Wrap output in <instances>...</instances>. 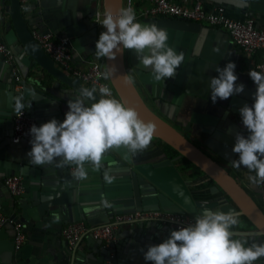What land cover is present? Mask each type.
<instances>
[{"label":"crops","instance_id":"1","mask_svg":"<svg viewBox=\"0 0 264 264\" xmlns=\"http://www.w3.org/2000/svg\"><path fill=\"white\" fill-rule=\"evenodd\" d=\"M103 0H32L22 6L24 17L31 30L53 29L57 38L68 35L71 40L72 60L76 66L86 67L95 56V45L103 27L94 26V11ZM206 5L223 4L238 19L253 17L264 29V0H203ZM8 2V1H7ZM157 17L137 22L154 23ZM10 16L0 8V39L6 41ZM159 26V25H158ZM167 30L168 45L177 53L183 52L184 63L174 78L156 82L151 67L145 68L135 52L124 49L125 63L134 84L147 105L165 120L175 125L205 153L224 167L249 192L258 198L257 184L249 181L246 168L236 169L231 161L239 159L232 151L237 133L248 135L239 109L254 103L257 86L248 75L255 69L259 57H250L218 27L203 24L197 30ZM96 57V56H95ZM104 63V58L97 59ZM228 62L236 64L237 84H244L243 93L227 100L212 102L208 87L216 68ZM18 68L25 79L23 89H18L10 67L0 55V210L18 220L26 235L22 246L15 248L13 226L0 228V263L3 264H105L109 252L103 243L83 236L70 247L62 237L63 226L75 219H83L96 226L112 219L118 212L137 208L178 210L179 206L155 185L141 177L128 163L129 154L120 147L107 152L98 171L85 164L87 177L72 176L68 187L61 188L62 170L59 158L52 164L36 166L29 162L30 139L13 143L12 114L15 98L22 97L26 109L35 117L36 126L55 118L62 122L68 109V100L80 93L68 87L36 64ZM112 97L119 100L112 90ZM90 106L91 102H87ZM31 105L27 108V105ZM178 154L171 155L177 157ZM177 158L175 163L187 181L200 214L205 208L224 212L232 211L239 223L232 228L234 239L246 240L245 231L252 229L245 215L229 195L203 172L192 175L194 169ZM72 166V165H71ZM108 172L116 179L109 184L104 180ZM24 177L23 195L14 196L4 184L9 175ZM107 201L110 206L106 207ZM166 226L153 221L125 223L118 228L113 244L112 264H152L145 261L148 246L157 245L168 238ZM73 248V249H72ZM258 261H255L257 264Z\"/></svg>","mask_w":264,"mask_h":264},{"label":"clouds","instance_id":"2","mask_svg":"<svg viewBox=\"0 0 264 264\" xmlns=\"http://www.w3.org/2000/svg\"><path fill=\"white\" fill-rule=\"evenodd\" d=\"M100 25L106 31L100 33L95 45L97 59L114 60L124 49L134 51L140 64L151 67L156 82L174 78L185 61L183 52L177 53L168 45L167 30L155 23L137 22L132 7L122 8L118 13L107 11ZM235 69L234 62L215 69L218 76L212 77L208 85L213 103L243 93L245 86L236 83ZM111 74L105 72L103 78L109 79ZM248 75L257 88L254 103L239 109L248 135L236 134L232 151L239 159L231 161V165L254 172L249 181L260 184L264 183V73L252 69ZM87 102H91L90 106ZM14 107L17 117H21L26 107L22 97L15 98ZM68 109L62 122L53 118L39 127L35 124L30 127L31 150L27 156L33 165L52 164L59 158L58 166L75 165L73 176L84 179L85 164L98 171L107 152L123 147L136 155L152 142L155 125L144 122L135 109L113 98L106 85L81 88L75 100H68ZM115 179L104 173L107 183ZM104 204L110 206L107 201ZM238 223V216L232 211L205 208L194 224L173 229L163 242L148 246L144 259L152 264H255L264 258V243L249 244L247 240L234 239L232 228Z\"/></svg>","mask_w":264,"mask_h":264},{"label":"water","instance_id":"3","mask_svg":"<svg viewBox=\"0 0 264 264\" xmlns=\"http://www.w3.org/2000/svg\"><path fill=\"white\" fill-rule=\"evenodd\" d=\"M122 5L123 0H103L101 5L96 7L94 11V18L98 9H102L104 15L107 11L118 13L120 9H122ZM1 7L4 12L8 13L10 16V23L7 29L9 33L5 42L12 49L16 57V62L20 65V67L22 63L26 66L36 64L38 67L79 93L81 88L93 87L83 84L79 77L70 76L58 68L54 60L40 47L38 42L33 37L32 30L24 17L20 0H0V8ZM148 20L150 19L145 18V21ZM154 21V23L159 26L169 27L177 31H195L204 24L180 17H160L156 18ZM93 23L95 28L101 26L97 24L95 19ZM41 31L56 32L53 29H44ZM103 31H106V29L103 28ZM61 37L68 38V46L70 47V37H68V35H61ZM93 59H96V57L93 56ZM104 65L106 72L111 71L112 73L109 80L112 83L119 100L127 107L135 109L140 119L144 122H151L155 125L152 142L144 152L131 155L126 150L129 154L128 163L133 167V170H136L141 177L155 185L163 193L169 196L179 206V209L174 211H185L195 217H198L200 215L198 206L187 181L175 163V160L180 157L188 159L203 173L208 175L215 183H217L237 205L239 208L238 214L245 215L250 221L252 229L245 231V234H248V238L246 239L248 243L251 244L254 241L264 243V211L259 207L249 192L236 180V178L232 176L224 167L218 164L212 157L205 153L199 146H197L189 134H185L180 131V129L176 128L175 125L155 113L147 105L128 73L125 63L124 50L122 54L117 53L114 60H110L105 57ZM126 77L130 79H126ZM94 95H96V98L99 99L98 93H95ZM12 135L13 131L11 134V141ZM30 138L31 136L26 139L28 140ZM165 144L177 151V157H171L172 154L168 152ZM70 167L71 165H68L66 169L60 167L58 168L59 170H62L61 174L63 176L61 188L68 187L70 184L73 176L70 172ZM22 179L24 183V177H22ZM136 208L137 207H134L132 210ZM10 224L13 226L14 230V224ZM113 244L114 242L111 243V246H113ZM104 248L107 252L109 251V248L105 246ZM108 258L109 256L107 255L106 261ZM261 259L264 258H260L257 261Z\"/></svg>","mask_w":264,"mask_h":264},{"label":"built area","instance_id":"4","mask_svg":"<svg viewBox=\"0 0 264 264\" xmlns=\"http://www.w3.org/2000/svg\"><path fill=\"white\" fill-rule=\"evenodd\" d=\"M30 1L32 0H20L22 6ZM127 7L134 9L136 21L141 18L157 16L180 17L222 28L244 53L250 57H259L254 68L256 71L264 73V29L257 25L253 17L235 18L229 13L225 5L214 4L210 6L206 5L203 0H123L122 8ZM103 15V10L98 9L95 16L98 25H100ZM32 34L40 47L62 71L70 76L79 77L85 85L96 86L97 88L101 85H106L111 91L114 90L110 80L103 78V74L106 72L104 63L97 59L91 61L86 67H79L73 63L67 37L57 38L52 31H41L38 29L32 30ZM0 55L10 67L16 87L23 89L25 79L18 68L15 54L2 39H0ZM33 124L36 125V119L26 108L23 115L19 118L14 111L12 141L18 143L23 139L29 138V129ZM74 171L75 165H72L70 172L73 174ZM4 184L14 196L24 193L25 187L20 175L7 176L4 179ZM257 191L258 198H253L264 211V183L257 184ZM196 218L185 211L136 208L132 211L116 213L107 223L96 226L88 224L83 219L71 220L63 226L61 234L70 247H75L85 235L100 241L103 246L109 248V258L106 264H112L115 255L111 243L116 241L118 228L122 224L153 221L166 226L169 230H173L194 224ZM8 223L14 224V244L15 248L19 249L26 237L22 224L0 210V228ZM257 264H264V259L259 260Z\"/></svg>","mask_w":264,"mask_h":264},{"label":"trees","instance_id":"5","mask_svg":"<svg viewBox=\"0 0 264 264\" xmlns=\"http://www.w3.org/2000/svg\"><path fill=\"white\" fill-rule=\"evenodd\" d=\"M166 149L168 150L169 153L172 155L177 154V151H175L173 148L165 144ZM182 161L187 165V167H192L194 171L192 172V175L195 176L197 173L202 172L197 166H195L192 162H190L186 158H182Z\"/></svg>","mask_w":264,"mask_h":264},{"label":"rangeland","instance_id":"6","mask_svg":"<svg viewBox=\"0 0 264 264\" xmlns=\"http://www.w3.org/2000/svg\"><path fill=\"white\" fill-rule=\"evenodd\" d=\"M102 27V26H101ZM115 92V90H113ZM116 93V92H115Z\"/></svg>","mask_w":264,"mask_h":264}]
</instances>
